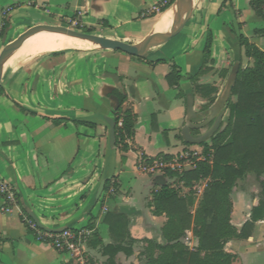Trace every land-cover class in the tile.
<instances>
[{
  "label": "crops",
  "instance_id": "obj_1",
  "mask_svg": "<svg viewBox=\"0 0 264 264\" xmlns=\"http://www.w3.org/2000/svg\"><path fill=\"white\" fill-rule=\"evenodd\" d=\"M161 1L0 0V35L4 23L10 25L7 34L20 29V35L43 24L45 18H51L76 25L81 23L84 28L103 32L106 38L136 44L155 31L160 11L153 9L159 8ZM144 11L150 14L142 18ZM247 17L260 22L249 0H193L191 17L183 27L192 37L190 50L179 55L184 59L183 65H177L172 55L174 37L159 48L151 49L139 63L132 61L135 57L109 50L99 54L90 68L86 64L84 67L73 65V55L69 53L13 56L1 73L0 180L15 189L18 209L25 212L29 209L50 229L89 228L104 245L129 237L134 242L133 255L118 254L115 262L141 264L142 249L138 246H145V241L163 244L161 228L166 218L153 215V193L166 184L173 187L176 181L178 194L193 198L196 183L204 181L206 188L208 181H192L188 186L168 174L143 173L138 168L139 162L143 158L170 160L187 149L189 144L185 145L181 136L186 104L188 100L198 99L190 92L189 78L202 67L208 31L212 34L211 62L204 66L207 70L198 77L197 85L207 84L208 75L216 69L226 71L223 77L226 78L229 74L226 65L230 64L231 57L237 59L233 66L242 59L250 60L244 56L236 36L242 35L264 50V36L258 34L263 22L248 34ZM211 21L215 23L212 29ZM1 41L4 40L0 37ZM11 41L0 45V51ZM107 58L120 61L119 66H107ZM173 64L181 78L177 84L169 85L166 76ZM107 74L117 75L119 85ZM114 89L124 91L127 97L122 109L136 115L135 133L127 142V151L110 143L106 118L113 117L110 92ZM169 92L173 93L171 97L176 103L174 112H170L167 105L163 107L164 96ZM142 109L154 116L155 122L143 118ZM57 119L61 123L55 125L53 121ZM192 169L190 166L189 170ZM103 180L108 190L97 197ZM231 203L230 224L239 232L250 220L254 205L242 215L236 213L232 200ZM2 205L0 199V207ZM192 208L191 213L195 210ZM118 215L123 216L121 223L127 224L125 229L116 228ZM254 227V231H260L256 238L252 234L246 240L233 239L225 244L224 252L235 256L231 264H253L261 252L264 253V219L255 222ZM184 242L189 249L198 243L191 231L186 232ZM86 247L93 264H106L98 248L88 244ZM0 264L72 263L67 255L37 243L16 209L12 214L0 213Z\"/></svg>",
  "mask_w": 264,
  "mask_h": 264
},
{
  "label": "trees",
  "instance_id": "obj_2",
  "mask_svg": "<svg viewBox=\"0 0 264 264\" xmlns=\"http://www.w3.org/2000/svg\"><path fill=\"white\" fill-rule=\"evenodd\" d=\"M165 1L167 3L161 9L163 12L175 2V0ZM249 6L262 20L263 27L258 34L264 36V0H249ZM9 28V23H4L2 32H6ZM89 31L90 28L85 33ZM235 38L243 48L244 56L252 61V65L238 69L230 91L235 101H227L225 106L228 111L226 126L216 132L208 142L201 144L205 147L202 152L204 160L192 159V170L182 175L167 173L170 178H179L188 186L192 181L205 179L208 181L206 188L193 213L191 208L194 206V199L191 196L181 197L172 185L161 186L153 193V215L166 218L161 228L163 244L145 241L146 245L140 252L143 264H231L235 256L224 252L225 244L233 239H248L254 223L264 219V199H259L251 209L250 220L239 232L230 224L232 210L230 195L237 181L248 173L264 175V50L249 43L242 35ZM211 46L212 34L208 31L202 51V67L189 78L192 84H196L198 77L207 70L203 68L211 62ZM226 73L221 71V76L225 77ZM180 78L179 70L173 64L166 80L169 85H173L177 84ZM197 90L208 99L209 106L216 100V88L197 87ZM1 92L0 86V94ZM110 96H114L118 102V107L112 114L115 146L127 151L129 149L127 142L135 133L136 115L129 109H122L127 98L124 91L114 89ZM209 106L205 105L204 108L208 109ZM118 122H121L120 127ZM53 123L58 125L61 120H54ZM82 123L94 126L90 123ZM183 143L187 145L184 140ZM261 187L264 192V183ZM107 190L108 184L104 192ZM122 218L123 216L120 215L115 218L116 228L125 229L127 224L121 223ZM187 231H191L198 241L193 249H189L184 242ZM133 243L128 237V239L123 238L119 243L104 245L96 236H92L87 242L88 246L99 249L100 254L106 258V264H116L115 259L118 254H123L125 257L132 256Z\"/></svg>",
  "mask_w": 264,
  "mask_h": 264
},
{
  "label": "rangeland",
  "instance_id": "obj_3",
  "mask_svg": "<svg viewBox=\"0 0 264 264\" xmlns=\"http://www.w3.org/2000/svg\"><path fill=\"white\" fill-rule=\"evenodd\" d=\"M174 4L170 7L173 8ZM163 14V11L160 10V13H158V17L157 19ZM159 21V19H158ZM260 22L257 23V21L255 22V20H253V18L251 17H247L246 18V23H247V28H246V32H248V34H251L252 30L257 27V25L262 24V20H259ZM44 25H55V26H61V27H65L68 29H72L75 31H80L85 33V31L87 32V29L89 28H84V25L79 23L78 25H72V23H66V22H60V21H56L53 20L51 18H45L43 21ZM215 23H213L211 21V25L210 28H214ZM11 30V29H10ZM20 29L18 30H13V32L11 31L9 34L7 33H3L1 31V34L3 33L4 35H0L1 39L4 41L0 42V45H3L5 42L10 41V40H14L17 38V35H19L20 33ZM89 34H94V35H98V34H103L102 37H104V33H97L94 32L92 29H90V31L88 32ZM100 35V36H101ZM99 36V35H98ZM192 37L190 36L188 30L186 28H184L177 36H175L171 43H172V48H173V54L175 55V62L177 65H180L184 63V59L182 57H180L179 55L183 54V52L185 50L189 51L190 50V39ZM253 42H255L254 38H251ZM237 42V40H236ZM259 46L261 48H263V44L262 42L259 43ZM160 46L153 48V49H157ZM106 50L101 49L100 47L94 45L91 48H84V49H72L69 51H65V52H61V54H65V53H69L73 55V65L75 64V66L79 67L82 66L84 67L85 64L86 66H88V68L92 67L95 63V60L100 56L99 54L103 53ZM42 55H49V54H41V55H36L34 57H39ZM198 56H201V54H199ZM25 57V56H23ZM129 57V56H127ZM201 58V57H200ZM81 59V61H80ZM132 61H134L135 63H139L141 62V59H137V58H131ZM237 61V59L231 57L229 59L230 64H227L226 66L228 67L229 74L227 75L226 78L221 77V71L219 69H216L213 73H211L210 75H208L209 77L207 78V81H209L207 84H203V85H197V84H192L191 83V88H190V92L192 94H196L197 95V100H192V106H193V113L194 115H196V118L193 119L192 123H201L204 121L205 118L200 117V115L207 113V111L214 106L215 102L218 100L219 95L221 94L228 76H230V72L232 71L233 68V64L234 62ZM86 62V63H85ZM81 63V64H80ZM105 63L107 64V66H111V64L113 66H119L120 61H113L111 58H107ZM5 65L3 66L4 68H6L8 66L9 63H4ZM80 64V65H79ZM101 65V64H100ZM252 65V61L251 60H246V59H242L239 61V68H243L245 66L250 67ZM121 66V65H120ZM238 68V69H239ZM213 85H216V87H214ZM197 87L203 88V87H214L217 90V98H215L216 100L210 104L209 106V102L208 99L203 97V95L200 93L199 90H197ZM183 92L185 91L184 89H182ZM173 93L169 92L167 94H165L164 96V100H163V107L164 105H167L170 112H174L175 109V105L176 103L173 101L171 95ZM227 101H235V97L229 95ZM170 103V104H169ZM187 105V104H186ZM205 105L209 106L208 109H205ZM224 116L222 119L221 124H225L227 123V118H228V111L226 109V107L224 108ZM142 117L143 118H147L150 119V121L155 122V117H151L150 115H148V112L146 111V109H142ZM212 126V122L209 123L207 126H205L202 129H196V130H191L190 135L193 137H197L200 136L202 134H204L205 132H207L210 127ZM180 134V133H179ZM209 141V140H208ZM207 141V142H208ZM206 143V142H205ZM204 146L201 145H187V149L186 150H193L196 151L197 153H202L204 151ZM190 162L185 163V169L186 171H188L190 169ZM262 183H264V175L261 176H257L254 173H248L246 176H244L242 179H239L237 181L236 187L234 188L232 194H231V200L234 202V206H235V211L236 213L245 215L250 208L252 207V205H256V203L258 202L259 199H264V192L262 191ZM176 181H174L173 183V187L174 189L178 188V185H176ZM195 190L196 193L193 196L195 205L192 208V210L196 209L197 204L199 203L201 197H202V191L205 188V182L204 181H200L199 183H196L195 185ZM254 226L253 229L251 231V235L253 234L254 237L256 238L258 236V234L260 233V231L255 230L254 231ZM144 246H138V248L142 249ZM141 264H143V260H141ZM253 264H264V253L261 252L260 256L257 257V259L255 260V262Z\"/></svg>",
  "mask_w": 264,
  "mask_h": 264
},
{
  "label": "water",
  "instance_id": "obj_4",
  "mask_svg": "<svg viewBox=\"0 0 264 264\" xmlns=\"http://www.w3.org/2000/svg\"><path fill=\"white\" fill-rule=\"evenodd\" d=\"M174 7L177 9V20L173 25H170L166 30L160 33H156L155 31L151 32L142 41L136 44H129L116 39H110L94 34L83 33L80 31H75L61 26L44 25V24L33 26L27 29L25 32L21 33L13 41L4 45V47L0 51V86H1V73L3 70L4 62L7 59H9L11 56H13L23 46L25 41L30 39L32 36L42 32L79 38L84 41L92 42L103 50L121 52L135 58L144 59L151 49L167 43L183 29V27L191 17L193 10V0H175ZM237 73H238V64H235L232 68L231 75L228 78L225 87L223 88L214 106L211 107L207 111V113L200 115V117L205 118L203 122L195 123V124L192 123L193 119L196 118V115H194L193 113L192 101L188 100L187 109H186V121H185V125L181 130V136L187 144L195 145V146L201 145L207 142L216 132L223 130V128L226 126L225 124H221L224 116L223 110L226 106L227 99L230 95L231 87L233 86ZM106 76L112 79L115 85H119V77L117 75L107 74ZM111 99L113 100L114 103V108H113L114 110L116 107H118V102L114 96H111ZM106 122L109 126L110 143L112 146H114L115 143L114 122L110 118H106ZM211 122H212V126L204 134L197 137H193L190 135L191 130L202 129ZM105 183H106L105 180H103L100 183L97 190V197H99L100 194L103 192ZM26 213L42 230L48 232H58V231H63L65 229L63 227L58 229H50L42 225L29 209L26 210Z\"/></svg>",
  "mask_w": 264,
  "mask_h": 264
},
{
  "label": "built area",
  "instance_id": "obj_5",
  "mask_svg": "<svg viewBox=\"0 0 264 264\" xmlns=\"http://www.w3.org/2000/svg\"><path fill=\"white\" fill-rule=\"evenodd\" d=\"M166 3L165 0H162L160 7L153 10L160 11ZM149 14L150 11H144L140 16L143 18ZM72 25L76 24L72 23ZM120 126L121 122H118V127ZM192 159L201 161L204 160V155L203 153H197L188 149L178 153L170 160L141 159L138 168L141 172L147 174L163 173L165 175L167 173H174L182 175L186 172L185 163L190 162L189 165L192 166ZM0 199L3 201L0 213L12 214L17 209L19 219L33 235L37 243L47 245L59 254L67 255L72 264H93L90 261L86 247L87 242L93 236L91 229H64L58 232H48L40 229L26 212L18 209V199L15 189L3 180H0Z\"/></svg>",
  "mask_w": 264,
  "mask_h": 264
},
{
  "label": "bare ground",
  "instance_id": "obj_6",
  "mask_svg": "<svg viewBox=\"0 0 264 264\" xmlns=\"http://www.w3.org/2000/svg\"><path fill=\"white\" fill-rule=\"evenodd\" d=\"M176 20L177 9L175 7L168 9L159 17V22L154 28L155 32H163L170 25H173ZM94 45L95 44L92 42L84 41L79 38L42 32L25 41L23 46L13 56H36L41 54L64 52L72 49L91 48ZM13 56L7 59L4 63H8Z\"/></svg>",
  "mask_w": 264,
  "mask_h": 264
}]
</instances>
